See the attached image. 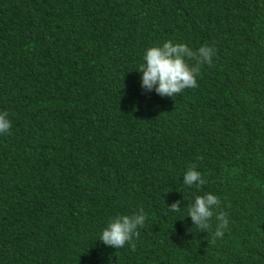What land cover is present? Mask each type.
I'll return each instance as SVG.
<instances>
[{
    "label": "trees",
    "instance_id": "16d2710c",
    "mask_svg": "<svg viewBox=\"0 0 264 264\" xmlns=\"http://www.w3.org/2000/svg\"><path fill=\"white\" fill-rule=\"evenodd\" d=\"M0 264H264V0H0Z\"/></svg>",
    "mask_w": 264,
    "mask_h": 264
}]
</instances>
